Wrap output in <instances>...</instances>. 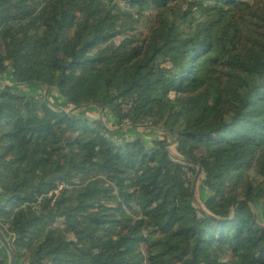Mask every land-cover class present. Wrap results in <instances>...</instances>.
<instances>
[{
    "label": "trees",
    "instance_id": "1",
    "mask_svg": "<svg viewBox=\"0 0 264 264\" xmlns=\"http://www.w3.org/2000/svg\"><path fill=\"white\" fill-rule=\"evenodd\" d=\"M134 9L157 11L143 40L124 36ZM8 70L160 127L181 157L6 87L0 229L18 263L264 264V0H0ZM199 169L204 209L186 187Z\"/></svg>",
    "mask_w": 264,
    "mask_h": 264
},
{
    "label": "crops",
    "instance_id": "2",
    "mask_svg": "<svg viewBox=\"0 0 264 264\" xmlns=\"http://www.w3.org/2000/svg\"><path fill=\"white\" fill-rule=\"evenodd\" d=\"M6 87H10L15 93L24 96L34 97L37 95L43 98L45 97L46 101H49L57 109L64 110L68 113L77 111V115L85 116L90 120H99L113 133V139L118 142L135 139L140 135L144 127H148L147 125L133 126L129 123L119 126L118 120L113 114L96 105H86L81 108H75L70 105L66 106L65 100L60 96L57 88L39 84H17L11 70L0 73V93ZM143 139L144 141L146 140V138Z\"/></svg>",
    "mask_w": 264,
    "mask_h": 264
},
{
    "label": "rangeland",
    "instance_id": "3",
    "mask_svg": "<svg viewBox=\"0 0 264 264\" xmlns=\"http://www.w3.org/2000/svg\"><path fill=\"white\" fill-rule=\"evenodd\" d=\"M125 5L123 3L120 4V7L123 8ZM182 10L176 9L175 12L177 14H180ZM131 18L129 22L132 24V30L127 31L124 36L128 37H136L137 39L143 40L151 31V29L155 26L156 17H157V11L152 10L148 13H138L134 10H130ZM201 24H198L196 26L197 28H200ZM119 37L115 40L116 43H119L123 38ZM36 98L41 99V96L35 95ZM44 100L45 97L43 98ZM124 112H128V110H124ZM148 127H144V129L140 132V135L142 138H146L145 143L147 146L152 148L155 144V141H161L164 139H168V149L170 150L171 156L174 158V160H181V157L179 156L177 152V139H173V137L169 136L166 138L164 133V130L160 127H153L152 125H147ZM150 128V129H149ZM127 139V138H126ZM199 172V171H198ZM188 181L186 184V187L190 188L193 192L194 199L191 201V204L194 205L197 208L204 209V201L211 196V193L207 191L203 187V180L204 175L201 173L200 175L197 173L196 176H194L192 173L188 174ZM63 186L60 187V189ZM254 213L256 216L257 214H260L261 210L257 207H253ZM9 241V240H8ZM10 242V241H9ZM3 248V247H2ZM147 247L143 246V251H146ZM4 251V249H3ZM6 263L8 264V257L5 254ZM28 258L24 257L22 261L17 264H27Z\"/></svg>",
    "mask_w": 264,
    "mask_h": 264
},
{
    "label": "water",
    "instance_id": "4",
    "mask_svg": "<svg viewBox=\"0 0 264 264\" xmlns=\"http://www.w3.org/2000/svg\"><path fill=\"white\" fill-rule=\"evenodd\" d=\"M201 172H202V170L199 169L198 174L200 175ZM56 177L58 178L61 176L57 175ZM0 244L3 247L5 254L8 257V264H17V256L14 253L10 242L8 241V239L6 238L5 234L3 233V231L1 229H0Z\"/></svg>",
    "mask_w": 264,
    "mask_h": 264
},
{
    "label": "built area",
    "instance_id": "5",
    "mask_svg": "<svg viewBox=\"0 0 264 264\" xmlns=\"http://www.w3.org/2000/svg\"><path fill=\"white\" fill-rule=\"evenodd\" d=\"M130 104H127V103H124V105H123V108H124V110L126 109V110H129L130 109ZM58 193V191H56V194ZM42 201V197L41 198H39L38 199V202L37 203H40Z\"/></svg>",
    "mask_w": 264,
    "mask_h": 264
}]
</instances>
